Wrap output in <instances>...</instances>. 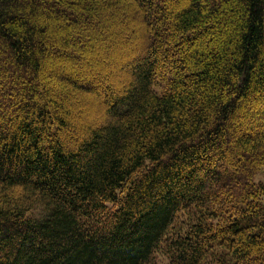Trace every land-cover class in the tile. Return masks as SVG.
Instances as JSON below:
<instances>
[{
    "label": "trees",
    "instance_id": "1",
    "mask_svg": "<svg viewBox=\"0 0 264 264\" xmlns=\"http://www.w3.org/2000/svg\"><path fill=\"white\" fill-rule=\"evenodd\" d=\"M261 175L264 0H0V264H264Z\"/></svg>",
    "mask_w": 264,
    "mask_h": 264
},
{
    "label": "rangeland",
    "instance_id": "2",
    "mask_svg": "<svg viewBox=\"0 0 264 264\" xmlns=\"http://www.w3.org/2000/svg\"><path fill=\"white\" fill-rule=\"evenodd\" d=\"M110 19H111V18H110ZM110 19H109V20H110ZM114 19H115V18H114ZM99 29H100V27H99ZM99 29L97 28V30H99ZM100 30H101V29H100ZM101 31H103V29H102ZM112 37H113V35L110 36L109 34H107V36L105 37V40H107V44H108V42H110V41H108V40H109L110 38H112ZM115 38H116V35H115L114 38H113V40H114L113 42L116 41ZM87 42H88V40H87ZM88 43H90V42H88ZM133 56H134V55H133ZM133 56H132V57H133ZM132 57H130V58H128V59H131ZM98 63H102L103 65L106 64V62L103 60V58L101 59L100 62H98V61L96 62V64H98ZM87 64H90V61H89V63H87ZM101 91H102V90H101ZM86 100L89 101V103L92 101V100L90 101V99H86ZM94 100H95V99H94ZM75 105H79L77 100L75 101V103H73V106H75ZM261 178L264 179V177H263L262 175H261Z\"/></svg>",
    "mask_w": 264,
    "mask_h": 264
}]
</instances>
